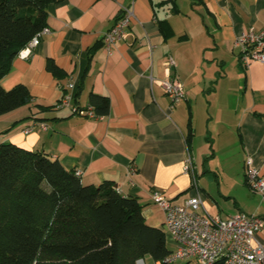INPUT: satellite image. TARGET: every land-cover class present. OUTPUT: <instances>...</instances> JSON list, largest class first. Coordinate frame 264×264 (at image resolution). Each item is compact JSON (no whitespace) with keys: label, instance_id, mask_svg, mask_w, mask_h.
<instances>
[{"label":"crops","instance_id":"obj_1","mask_svg":"<svg viewBox=\"0 0 264 264\" xmlns=\"http://www.w3.org/2000/svg\"><path fill=\"white\" fill-rule=\"evenodd\" d=\"M193 4L202 10L192 7L194 13H185L177 0L51 3L46 27L52 33L28 58L18 55L1 80L6 90L26 85L33 101L0 117V143L58 159L66 169L82 171L84 184L113 183L123 196L138 198L149 226L164 228L166 214L153 193L159 191L175 205L195 195L184 164L191 155L196 165L198 114L205 117L213 139L214 159L222 149L227 151L224 168L232 184L226 195L237 208L225 213L200 188L208 211L225 219L239 212L264 219V199L249 188L245 175L251 160L264 177V64L245 67L236 46L243 33L264 29V0ZM122 7L133 13L128 37L108 51L103 37ZM160 20L170 23L174 37L165 40ZM169 58L175 67L167 66ZM48 59L64 71V79L47 70ZM168 78L179 80L186 92L174 108L162 86ZM66 94L73 96L71 107L84 111L91 94L107 97L109 115L98 118L59 108ZM213 123L222 128L218 137ZM236 143L237 162L228 152ZM260 239L264 242V230Z\"/></svg>","mask_w":264,"mask_h":264},{"label":"trees","instance_id":"obj_2","mask_svg":"<svg viewBox=\"0 0 264 264\" xmlns=\"http://www.w3.org/2000/svg\"><path fill=\"white\" fill-rule=\"evenodd\" d=\"M57 1L0 0V117L33 101L26 85L6 90L1 80L47 26V8ZM158 23L165 40L175 36L168 21ZM46 68L66 77L51 59ZM90 106L98 118L109 115L107 97L91 94ZM142 210L111 182L84 184L58 159L0 143V264H138L147 257L167 264V232L149 226Z\"/></svg>","mask_w":264,"mask_h":264},{"label":"built area","instance_id":"obj_3","mask_svg":"<svg viewBox=\"0 0 264 264\" xmlns=\"http://www.w3.org/2000/svg\"><path fill=\"white\" fill-rule=\"evenodd\" d=\"M133 19L131 8L122 7L115 25L104 35L103 45L112 51L117 43L128 37V30ZM52 33L45 27L19 53L28 58L32 49L37 47L44 36ZM240 49L239 58L245 67L253 62L264 64V29L249 30L236 41ZM176 62L169 58L167 66L175 67ZM170 108L179 105L186 97L183 84L176 78H168L162 83ZM73 88L74 85H69ZM73 96L66 94L59 102V108H71L74 114L86 113L96 117L94 108L87 110L71 107ZM186 174L193 177L195 195L184 204L175 205L159 191L153 193L155 203L165 212V228L168 242L172 244L171 254L165 259L167 264H264V242L260 234L264 230V219L257 215L239 212L228 218L212 215L205 206L198 181L194 158L189 155L184 164ZM81 177L82 171H75ZM246 180L249 188L264 199V177L251 160L247 163ZM141 261H139L138 264Z\"/></svg>","mask_w":264,"mask_h":264},{"label":"rangeland","instance_id":"obj_4","mask_svg":"<svg viewBox=\"0 0 264 264\" xmlns=\"http://www.w3.org/2000/svg\"><path fill=\"white\" fill-rule=\"evenodd\" d=\"M193 2L196 1L177 0L178 6L182 10H184L185 13H194L192 11V7L202 10L200 6L194 5ZM193 24L195 26V22H193ZM195 125L198 128V134L196 135L195 139V159L199 186L203 189V192H205L206 195L208 194L207 196L209 197L210 201L215 204L218 209L225 211V213H229V211L232 212L233 209L237 208L235 206L233 198H227L228 195H226L228 194V188L232 184V181H228V168H224L225 163L227 162L225 156V153L227 151L222 149L218 157H216L217 159H214V151L210 146L211 142H213V139H210L211 137L209 136L208 131L206 132L207 128L205 117L203 116V118H201V116L197 114L195 119ZM212 126L215 132V136L218 137V132H221L222 128L220 126H216L214 123L211 124V127ZM229 130H231L232 133L236 132V130L233 131V129ZM235 135L237 139V133ZM237 143L235 144V146H230V149L228 151L232 159H234L236 162L238 159H240V157L238 158V153H240V150H238ZM217 146L220 147L221 145L218 144ZM231 173H233V171H231ZM168 247L170 250L173 249L172 244H170V242H168ZM140 263L155 264L154 260L150 257H147L145 261L142 260Z\"/></svg>","mask_w":264,"mask_h":264},{"label":"water","instance_id":"obj_5","mask_svg":"<svg viewBox=\"0 0 264 264\" xmlns=\"http://www.w3.org/2000/svg\"><path fill=\"white\" fill-rule=\"evenodd\" d=\"M117 188V187H116ZM164 230L166 231V228L164 227Z\"/></svg>","mask_w":264,"mask_h":264}]
</instances>
